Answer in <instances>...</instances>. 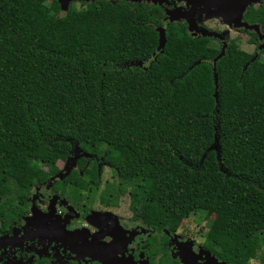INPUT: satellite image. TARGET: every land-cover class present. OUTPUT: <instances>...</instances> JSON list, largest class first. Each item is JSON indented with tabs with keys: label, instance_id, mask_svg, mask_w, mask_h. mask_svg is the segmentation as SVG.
Segmentation results:
<instances>
[{
	"label": "trees",
	"instance_id": "obj_1",
	"mask_svg": "<svg viewBox=\"0 0 264 264\" xmlns=\"http://www.w3.org/2000/svg\"><path fill=\"white\" fill-rule=\"evenodd\" d=\"M164 17L145 2L63 12L56 0H0V190L26 194L79 148L110 165L106 189L129 188L147 222L173 230L213 212L216 255L264 264V59L230 40L216 102L218 41ZM243 19L264 31V4ZM96 173L71 180L93 189Z\"/></svg>",
	"mask_w": 264,
	"mask_h": 264
},
{
	"label": "flooded vegetation",
	"instance_id": "obj_2",
	"mask_svg": "<svg viewBox=\"0 0 264 264\" xmlns=\"http://www.w3.org/2000/svg\"><path fill=\"white\" fill-rule=\"evenodd\" d=\"M234 31L257 38L254 32ZM253 45L252 54L264 58V50L258 51L264 38ZM105 166L110 167L75 148L56 162L55 173L46 169L47 178L26 194L9 197L0 190V264H232L207 244L209 215L184 220L173 230L154 226L135 212L129 188L110 194L106 187L117 179L110 167L111 178L103 185ZM93 168L96 179L88 183L96 187L73 184V171L85 179Z\"/></svg>",
	"mask_w": 264,
	"mask_h": 264
},
{
	"label": "water",
	"instance_id": "obj_3",
	"mask_svg": "<svg viewBox=\"0 0 264 264\" xmlns=\"http://www.w3.org/2000/svg\"><path fill=\"white\" fill-rule=\"evenodd\" d=\"M60 6L61 11H68L72 3H94L98 0H56ZM114 2L116 0H100ZM130 3H148L155 6L169 5L171 0H124ZM184 1L185 8H173L165 10V20L169 23H176L183 21L186 24L187 32L192 37H207L213 38L222 43L220 53L213 60V81L215 86L214 98L218 102L217 94V73L215 72V64L225 53L227 47L226 37L224 33H219L214 30H210L198 23V15L201 11L213 14L222 23L227 24L234 29H244L249 32H254L257 35V39L261 42L264 35L260 32V27L257 24L249 25L243 20V16L247 8L264 4V0H174ZM158 35V44L156 51L163 53L164 46L166 44L165 27H157L155 29ZM264 50V45L258 46V51ZM257 58L255 54L250 62H253ZM138 66H142V62H137ZM246 66L244 67L245 70ZM213 148L217 149V139L213 145Z\"/></svg>",
	"mask_w": 264,
	"mask_h": 264
},
{
	"label": "rangeland",
	"instance_id": "obj_4",
	"mask_svg": "<svg viewBox=\"0 0 264 264\" xmlns=\"http://www.w3.org/2000/svg\"><path fill=\"white\" fill-rule=\"evenodd\" d=\"M74 7L80 8L79 3H73ZM257 6V5H256ZM162 10L165 12V10H170L173 8H185V2L184 1H171L169 5L161 6ZM165 14V13H164ZM198 23L205 25L207 28L219 31L220 33H224L226 39L235 40L238 44L239 48L248 54H252L255 51V47L253 43L251 42L252 36L248 35L246 33H239L235 32L233 27H229L227 24L222 23L218 18H216L213 14L207 13L206 11H201L198 15ZM264 56V55H263ZM263 58V57H262ZM264 59V58H263ZM43 170H46V168H43ZM111 168L105 166L103 169V173L101 174V181L103 185L106 181H109L111 178ZM101 186V188L103 187ZM122 202H124L122 200ZM126 205V202H124ZM207 215H209L207 221L209 219L213 218V212H208ZM257 259L251 260V264H257Z\"/></svg>",
	"mask_w": 264,
	"mask_h": 264
}]
</instances>
